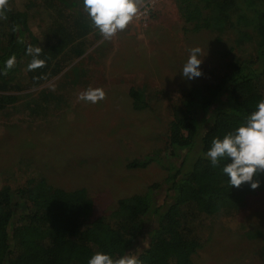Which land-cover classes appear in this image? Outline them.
I'll list each match as a JSON object with an SVG mask.
<instances>
[{
	"label": "rangeland",
	"instance_id": "1",
	"mask_svg": "<svg viewBox=\"0 0 264 264\" xmlns=\"http://www.w3.org/2000/svg\"><path fill=\"white\" fill-rule=\"evenodd\" d=\"M235 1L250 15L263 7L259 0ZM137 3V15L110 39L94 28L83 38L80 55L65 46L56 57L61 68L56 74L30 85L25 58L22 74L0 90L16 96L15 102L0 109V188L14 189L41 175L57 187L83 188L93 201L90 219L107 216L120 198L144 193L166 175L154 162L140 168L127 164L152 151H168L170 99L134 109L129 89L178 93L209 81L222 63L254 53V41L237 42L232 31L192 30L175 0ZM3 7L26 18L36 40L29 49L56 43L54 29L68 16L67 10L46 7L45 0H6ZM3 7L0 36L4 38L10 31L3 25ZM243 29L253 32V25ZM194 46L206 55L199 65L201 75L188 79L179 71ZM89 88H101L104 99L95 104L78 99ZM211 223L212 232L192 255L193 264H264V191L250 195L238 214ZM258 228L260 233L254 236ZM145 244L146 239H140L129 252L137 254Z\"/></svg>",
	"mask_w": 264,
	"mask_h": 264
},
{
	"label": "trees",
	"instance_id": "2",
	"mask_svg": "<svg viewBox=\"0 0 264 264\" xmlns=\"http://www.w3.org/2000/svg\"><path fill=\"white\" fill-rule=\"evenodd\" d=\"M259 1L263 7L250 15L235 0H175L182 20L192 30L232 31L237 42L253 40L254 53L222 63L209 81L178 93L129 89L134 109L170 99L168 151H152L127 164L140 168L154 162L166 175L144 193L120 198L107 216L90 219L93 201L83 188L57 187L41 175L29 177L14 189L1 187L0 264H87L97 251L119 257L143 238L146 246L135 254L141 264H193L192 255L212 232L211 222L238 214L250 195L264 191V173L254 176L259 180L255 189L247 182L234 187L222 164L213 167L204 155L214 137H223L244 123L257 101L264 99V0ZM45 6L67 10L68 16L53 28L56 43L38 46V55L29 53L36 40L26 18L1 9L3 25L10 32L0 36V90L22 74L20 64L25 58L30 85H37L46 74L60 71L56 57L65 46L76 55L82 53L83 38L95 28L82 0H45ZM249 23L253 32L243 29ZM9 58L15 63L5 69ZM33 64L37 66L30 67ZM15 100L14 94H0V109ZM259 233V228L254 229V236Z\"/></svg>",
	"mask_w": 264,
	"mask_h": 264
},
{
	"label": "clouds",
	"instance_id": "3",
	"mask_svg": "<svg viewBox=\"0 0 264 264\" xmlns=\"http://www.w3.org/2000/svg\"><path fill=\"white\" fill-rule=\"evenodd\" d=\"M6 0H0V7ZM82 6L92 25L104 39H110L118 31L126 28L138 13L137 0H82ZM40 48L29 49V53L38 55ZM206 52L199 46L189 49L181 70L182 77L193 79L201 75L199 65ZM14 58L5 62V69H11ZM37 65H30L35 67ZM3 74V73H0ZM101 88L86 89L78 95V99L89 103H97L104 99ZM213 167L222 164V172L228 177L231 186L239 187L247 182L253 189L259 186L254 176L264 173V99L258 100L255 108L246 117L245 122L223 137H214L210 147L204 153ZM87 264H141L134 252L113 257L108 252L97 251L89 256Z\"/></svg>",
	"mask_w": 264,
	"mask_h": 264
},
{
	"label": "built area",
	"instance_id": "4",
	"mask_svg": "<svg viewBox=\"0 0 264 264\" xmlns=\"http://www.w3.org/2000/svg\"><path fill=\"white\" fill-rule=\"evenodd\" d=\"M146 11V9H143V12H145ZM141 14V13H140ZM140 14H139V17H140Z\"/></svg>",
	"mask_w": 264,
	"mask_h": 264
}]
</instances>
